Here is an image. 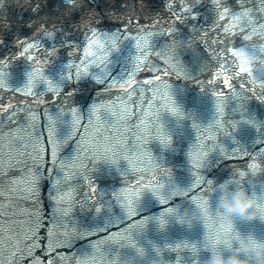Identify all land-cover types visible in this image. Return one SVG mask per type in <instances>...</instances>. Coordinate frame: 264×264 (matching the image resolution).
Wrapping results in <instances>:
<instances>
[{
    "label": "water",
    "instance_id": "water-1",
    "mask_svg": "<svg viewBox=\"0 0 264 264\" xmlns=\"http://www.w3.org/2000/svg\"><path fill=\"white\" fill-rule=\"evenodd\" d=\"M185 4L193 6L195 13L199 14L198 18H193V9L184 10ZM168 5L169 0H75L74 4L68 0H48L43 6L41 15L47 12L52 17H64L72 12L71 15L77 19H87V13L95 11L99 22L94 26L97 29L95 35L86 32L83 25L80 28L81 40H84L86 33L94 41L90 46L85 43V47L91 49L89 53H84L82 48L78 53L81 61L86 56L94 60L89 63L87 72H81V78H91L100 73L109 80V84L112 80L131 83L132 80L148 79L151 88L146 96L153 107L149 108L146 103L142 118L152 134L147 136L134 129L144 136L142 153H137L131 147L127 152L116 150L109 153L102 149L85 159L83 150L77 156L75 141L62 146L56 172L52 173V180L60 181L57 191H51L52 180L48 179L53 169L50 153L45 158L49 162L40 164L44 179L39 182L38 190L32 183L31 175H25L26 182L20 185L21 188L33 189L31 194L23 193L24 199H20L22 193L15 191V184L11 185L13 191L10 194L5 192L11 199L0 200V205L6 208L11 202L18 206L10 212L0 209V241L9 236L7 229L11 227L13 232H20L18 240L11 242L26 252H35L33 260L18 258L17 264H38L46 255V250L53 249H58L55 256H47V261L53 264H164L163 258L174 261L178 255L183 258L184 264H205L210 250L230 251L242 234L254 231L264 238V220L227 219L219 207L221 193L238 187L247 189L264 202V166H244L250 162L249 157L264 154V99L260 98L264 96V89L261 88L264 85V36L256 35L250 41H243L241 37L230 43L229 51L224 52L218 43L223 38V27L220 28V25L229 27L235 22L231 16L223 22L216 17L214 0H175L171 9ZM31 7L32 0H0V39L5 41L0 46V62L6 65L0 71L5 74L8 85L0 88V105L3 106L0 108V118L6 119L3 117L4 108L11 104L15 112V105L21 101L19 106L25 108V113H18V119L22 126L29 110L37 113L44 111L43 105H34L35 97L26 98L23 93L17 95L10 90L23 87L29 79L27 73L41 69L34 91L40 99L50 102L55 100V96L48 91V80L63 87L75 77L73 58L68 52L49 55L46 51L58 47L57 41L64 38L60 31L62 25H58L52 36L41 35L39 43L29 40L28 43L36 44L30 50L27 46L20 48L13 44L25 19H35L39 26L40 21L32 15ZM247 8L253 10L255 16L249 31L255 29L264 34V29L256 23L264 24V13L258 10L256 0H249ZM112 11H115V15H112ZM157 18L159 23L153 25L151 22ZM244 19L246 22L249 20L247 16ZM128 20L132 23L126 29L124 23ZM136 21L140 24H136ZM169 27L171 34L167 31ZM67 31L64 29V32ZM32 34L26 31L20 35V40ZM113 39L116 40L114 45ZM232 47L245 52L248 63L231 53ZM241 64L245 67L243 70H240ZM149 68L153 69L154 75L142 76L141 73ZM69 73H72V77ZM225 74L233 83L232 88L224 83ZM74 87L78 94L79 84ZM137 87L143 90L144 85L138 83ZM123 91L113 89L112 95H121ZM219 92L224 95H218ZM25 99L27 103H23ZM64 99L61 96L60 101L47 105L52 118L57 123L63 122L62 139L71 128V116L63 103ZM135 107L139 111V103ZM105 112L101 110L102 118L96 124L102 130L101 135L108 136L110 132L115 135L117 129L124 134L123 123ZM43 122V117H38L36 128L39 129ZM83 122L86 124L87 120ZM130 123L135 125L136 119ZM10 127L12 137L16 139L14 147L23 152V145H27L28 141L25 139L21 145L19 137L26 136L31 129L24 126V132H16L15 120ZM208 130L214 134V141L206 139ZM7 132L8 129H5L4 134L7 135ZM89 139L94 141L95 135L92 134ZM0 148L7 151V141L0 139ZM27 151L31 153L32 148L28 147ZM224 155H229V158L217 168V158ZM74 157L77 158L73 160ZM129 159L140 169L139 172ZM196 163L202 166L199 169L201 176L211 181L210 185L204 186L203 193H191L203 195L208 201L207 219L199 204L185 196L195 182ZM81 164H84L83 168ZM19 167L23 168V165ZM28 167L33 169L31 161H28ZM153 173L156 177L154 184L159 186L157 190L171 200L170 205L161 203L152 188H143L139 199L149 207L142 214L152 219L140 230H134L130 237L124 234L122 243L105 242L103 233L100 236L88 234L124 214L125 209L115 199L114 192L128 188L127 195L131 197L140 177H145L143 183H147ZM12 175L20 176L21 172L14 169ZM4 183L6 181H0V184ZM50 196L59 198L51 199ZM170 206L173 211L165 212V208ZM53 209H57L56 227L50 223ZM38 211H42L44 221L48 222L45 227L52 231L51 249L49 241L41 242L39 237L35 241L31 239L39 230V224L33 223L30 228L29 214ZM12 212L22 215L13 216ZM162 212L164 215L161 218ZM16 220L20 221L19 226L14 223ZM32 220H35L34 216ZM221 224L227 225L229 231L221 234L217 241L214 234ZM43 235L44 232H41L40 236ZM133 239L135 246L131 245ZM182 242L195 245V253L191 247L179 252L168 247ZM158 249L163 258L158 255ZM0 260L10 261L11 257L5 251Z\"/></svg>",
    "mask_w": 264,
    "mask_h": 264
},
{
    "label": "snow or ice",
    "instance_id": "snow-or-ice-1",
    "mask_svg": "<svg viewBox=\"0 0 264 264\" xmlns=\"http://www.w3.org/2000/svg\"><path fill=\"white\" fill-rule=\"evenodd\" d=\"M70 3H75V0H68ZM258 4V10L264 13V0H256ZM48 3V0H32L31 13L33 16L37 17L40 21L39 26H37V21L35 19H25L24 22L19 27V34L15 35L13 44L18 45L20 48H24L27 46V49L30 50L36 46L34 43H28L29 40H34L36 43H39V37L41 35L52 36L53 32L57 30L58 25H62L60 31L63 33L64 38L57 41L58 47L47 49V53L49 55H55L60 51L68 52L69 56L73 58L72 63L75 68V77L72 79L71 83H67L61 87L59 84L55 83L52 80H48V91L55 96L54 101H48L44 99H40L34 91L35 83L37 81V76L40 75L41 69L37 68L32 73H27L29 76L28 81L21 88H11L10 90L17 95L23 93L26 98L35 97V104L37 107L39 105L44 106V111L37 113L36 111L29 110L23 122L24 126L30 128L31 131L27 132L26 136L19 137V142L23 145V141L27 139L28 144L23 145L25 150L22 152L18 147H14L16 143V139L12 137V129L10 125L13 120L16 121V132H24L26 128L21 125V120L18 119V113H25V108H21L19 105L21 101L17 102L15 105L16 111H12L13 105H9L7 108L3 109V117L0 118V139L7 141V151L3 148H0V181H6L4 184H0V200H10V195H5V192L11 193L13 188L11 185L15 184V191L22 193L20 199H24L23 193L31 194L33 189L30 188H21L20 185L25 183V175H31L32 183L35 184L36 189L38 190L40 187L39 182L44 179L43 172L40 169V164L47 163L46 161L47 154L51 155V163L53 165V169L49 172L48 179L52 180V173L56 172V162L59 159V152L62 146L69 145L70 142L75 141L76 144V152L77 156L80 155L81 150H83V154L85 159L88 155H95L100 152L102 149L106 152L112 153L116 150H123L125 152L128 151L129 147L135 150L137 153L144 152L142 150V146L144 144V136L138 134L134 129H138L139 132L147 134V136L152 134L151 128L146 127V121L142 118L145 113L144 105L147 103L149 108L153 107V105L148 100L146 96L147 91L151 88L149 80L142 79V81L132 80L131 83H117L115 80L111 81L109 84V80L105 79L103 74L97 73L94 74L91 78H81V72H87L89 63L94 62V60L88 58L87 56L83 61H81L79 56V51L82 48L84 53L90 52V47H85V43L87 45H92L93 40L89 39L84 34V40L80 39V28L83 25L86 32H91L93 35L96 33L95 25H98V21L96 20L95 11H90L87 13V19L84 17H80L77 19L75 16H72L71 13L65 15L64 17H52L50 13L45 12L41 15L43 11V6ZM175 3V0H169L168 7L171 9ZM249 0H214L215 8H216V17L220 21H225L229 16H231V20L235 23L230 25L229 27H224L223 24L220 25V28L223 27V35L222 39L219 40V45L221 51L228 52V45L233 41H238L242 37L243 41H250L256 35L264 34L258 33L255 29L251 32L249 31V27L253 21H255V16L253 15V10L247 8V4ZM189 9H193L192 5L185 4L184 10L188 11ZM243 13V15H241ZM193 18H198V13H195L194 9L192 11ZM112 15H115V11H112ZM247 16L249 18L248 22L245 21L244 17ZM109 19H112L111 16H108ZM179 19V17H175ZM131 21L128 20L124 24L127 28L130 27ZM153 25L159 23V19L157 18L155 21L151 22ZM259 28L264 29V24H260L259 21H256ZM136 24H140L139 21H136ZM243 24V27L240 25ZM239 28V31H237ZM64 29H68L67 32H64ZM26 31L33 32L34 34L28 35L27 38L23 41L20 40V35H24ZM167 31L171 34L172 29L169 27ZM234 33V35L230 34ZM4 39H0V46L4 44ZM113 45L116 43V40L113 39ZM231 53H234L236 56L241 57L244 63H248V56L245 52L238 50L236 47H232L230 49ZM14 55V54H13ZM21 57H23V53H21ZM31 59V57H29ZM79 61V63H77ZM40 63V62H37ZM6 66L2 62H0V68ZM245 67L243 64L240 66V70H243ZM159 71V69H157ZM223 71V69H221ZM72 77V73L68 74ZM142 76L151 77L154 75L153 69L149 68L146 72L141 73ZM5 74L0 71V88H4L7 85L5 80ZM159 79V77H156ZM138 83H143L144 88L141 90L137 87ZM224 83L228 85L229 88L233 87V83L227 78V75L224 76ZM75 84H79L80 90L77 94V89L74 87ZM261 88L264 89V85H261ZM113 89H124L125 91L121 92V95L113 96ZM256 88L253 87V91ZM95 93V95H93ZM218 95H224L223 92L217 93ZM61 96H64V104L67 105L68 114L71 116L70 131L64 134L63 139L61 138V128L63 126V122L57 123L51 116V113L47 109V105L49 103L55 104L57 101H60ZM104 97H112L111 99H103ZM264 99V96L260 97ZM69 100L71 103L69 104ZM23 103H27V99L23 101ZM139 103L140 109L136 111V104ZM129 104L132 105V108L129 109ZM0 108H3L0 105ZM32 108V105L30 106ZM106 110L105 114L110 115L112 117L117 118L119 121L123 123L124 126V134H121L119 129H117L115 135L111 132L108 136L101 135V129L97 128L96 124L101 120V110ZM63 112V109H61ZM149 115H153V113H149ZM43 117L44 122L41 124L39 129L36 128L35 122L38 117ZM132 119H136V124L132 125L130 122ZM87 120L85 124L83 121ZM8 129L7 135L4 134V130ZM46 129V131H45ZM83 129V132L81 131ZM209 131V136L206 139H211L214 141V134ZM94 134L95 140H90L89 137ZM79 137L77 140L76 138ZM115 142V143H113ZM203 143V142H202ZM102 145V147H100ZM122 146V149H121ZM31 147L32 152H28L27 148ZM115 149V150H114ZM223 150V149H222ZM207 155V153H205ZM247 156V154H245ZM77 157H74L75 160ZM229 158V155H224L223 157H218V162L216 167L219 168L222 162ZM149 162L151 163L152 159L149 155ZM130 160V159H129ZM28 161H31L33 164V169L28 167ZM248 163H245L244 166L247 167H261L264 166V154L257 156L255 158L249 157ZM133 168L137 169L139 172L140 169L137 168L135 164L132 163ZM23 165V168L19 166ZM61 167L64 168L63 162H61ZM75 167V164H73ZM81 168L84 167V164L80 165ZM202 166L199 163H196V171H195V182L192 185L191 191L185 193V196L189 199L194 200L203 210L205 218H208V201L203 197V195H191L193 191L197 193H203L204 186L210 185L211 181L207 178L201 176L199 169ZM21 172L20 176H13V170ZM145 177L141 176L140 180L137 181L138 187L133 190V195L128 197V188H122L117 192H114L113 195L117 202L121 203L125 209V212L122 216L116 217L111 221L106 222L104 225L99 227L96 230L88 232L89 235L100 236L103 233L106 237L105 242H116L122 243V238L124 234H127L129 237L134 230H140L152 217L144 216L142 213L146 210L149 205L147 203L142 204L139 197L141 195V190L143 188H152L156 195L159 197L161 203L165 205H170L171 200L165 198L157 189L158 185L154 184L156 179L155 174L153 173L151 180L147 183H143ZM60 184L59 179L55 181L52 180L51 191H57V188ZM71 191V189L69 190ZM51 199H57L59 197H51ZM18 204L14 205L13 203H9L6 208L3 205H0V209L4 211H11L14 207H17ZM35 207V206H34ZM57 209H53V216L51 217V225L52 227L57 226V218L56 213ZM99 211V209H98ZM172 207H166L165 212H172ZM13 216L22 215L20 212H12ZM30 219L28 221L30 228L33 226V223L39 224V230L31 237L33 241L39 239L41 242L47 240L49 241V249H51V237L52 231L50 228H46L45 225L48 223L43 219L42 211H38V213L29 214ZM164 212L161 213V218L163 217ZM32 216L35 217V220H32ZM7 218V217H6ZM17 226L20 225V221H14ZM113 229H117V231L113 232ZM229 231L227 225L221 224L218 227V231L214 234L216 240L218 241L221 238V234H227ZM9 236L0 241V256L3 255L5 251H7L8 256L11 257L10 261L0 260V264H17L18 258L20 260H24L27 257L28 260H33L35 257V252H26L25 249L17 248L16 244H13L11 241L18 240L20 232H13L12 228L9 227L7 229ZM44 232V235L41 237L40 233ZM131 245H136V241L131 240ZM37 246V245H34ZM169 248H174L179 252V250L191 247L195 253V245H189L186 243H179L176 245H169ZM12 249H16L12 251ZM58 249H53L51 251L46 250V255L43 260L39 261L38 264H53L51 261H47V256L52 255L55 256V253ZM158 255L163 258V254L160 250H157ZM59 259V257H56ZM164 264H184L183 258L181 256H177L176 260H166L164 259Z\"/></svg>",
    "mask_w": 264,
    "mask_h": 264
},
{
    "label": "clouds",
    "instance_id": "clouds-1",
    "mask_svg": "<svg viewBox=\"0 0 264 264\" xmlns=\"http://www.w3.org/2000/svg\"><path fill=\"white\" fill-rule=\"evenodd\" d=\"M219 207L227 219L264 220V202L243 187L221 193ZM205 264H264V238L254 231L242 234L230 251L210 250Z\"/></svg>",
    "mask_w": 264,
    "mask_h": 264
}]
</instances>
